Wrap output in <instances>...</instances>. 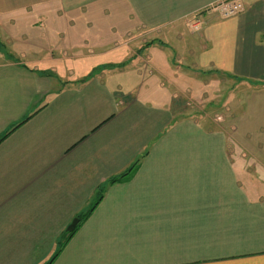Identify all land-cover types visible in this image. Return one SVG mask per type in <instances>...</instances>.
Instances as JSON below:
<instances>
[{
    "label": "crops",
    "instance_id": "crops-1",
    "mask_svg": "<svg viewBox=\"0 0 264 264\" xmlns=\"http://www.w3.org/2000/svg\"><path fill=\"white\" fill-rule=\"evenodd\" d=\"M216 1L105 0L113 23H70L53 48L0 23V264H264V177L233 156L264 170V114L236 128L234 100L215 126L183 103L218 74L264 93V0L227 19L204 12Z\"/></svg>",
    "mask_w": 264,
    "mask_h": 264
},
{
    "label": "rangeland",
    "instance_id": "rangeland-1",
    "mask_svg": "<svg viewBox=\"0 0 264 264\" xmlns=\"http://www.w3.org/2000/svg\"><path fill=\"white\" fill-rule=\"evenodd\" d=\"M72 6L73 8H71ZM111 15L112 12L110 13V16ZM108 18L109 13L106 11L105 0H98L95 2L87 0V3L84 4L81 0H47L33 5L30 8H18L8 13H0V23H19V25H15L18 33L12 31L13 35L20 38L24 35L29 36L32 33H40L45 35L43 43L44 47L47 48H53L56 45L61 44L62 36L67 32L71 33L73 29L70 26V23H113L108 22ZM193 21L194 19L187 21L190 28L194 24L192 23ZM7 24H5L6 32L3 31V29H0V33L3 35L2 38H7L6 35L9 31V25ZM87 30V27L82 30L85 33L82 38L83 41L88 39L89 34L91 33ZM41 38L42 36L39 35L38 39ZM3 42L5 41L3 40ZM52 52L54 51H51V53ZM51 53H48V56L50 55L51 57ZM95 59L96 58L93 57L91 58L93 62H95ZM80 63L81 61H74L72 59H66L64 62H61L62 66L65 68L64 71H68ZM56 65H58V63ZM86 74H88V72ZM211 78L213 79V82L206 87L209 96L206 99H203V103H200V100H198L200 98H197L203 94L199 93L197 94V97L194 96L185 99L183 101L185 106L199 109L202 111L203 116L208 115L210 117V121L215 123V126H219L222 123L225 126H229L227 122L231 121L233 117V112L229 108L231 103L236 100L238 101L236 112L238 118H235L237 121L234 119L236 128L249 129L253 127L251 122L255 118L263 120L260 114H264V103L261 102V99L264 100V93L255 98V94L252 92V89L256 87L254 83L251 84L252 86L249 84L241 85V91L238 93L235 88L237 81H235L234 78L232 79L227 75L221 74L211 75ZM234 97H236V99H234ZM181 100L182 99H179V106L181 105ZM256 100L259 101L257 105L254 103ZM234 152L235 154L233 156L235 161L240 162L243 167H251L249 174L247 171L243 172L244 169L241 170L242 172L239 175L240 179H255V177L261 179L264 177V170H262L258 162L251 158L243 159L242 152L236 145H234ZM67 231L64 236H66ZM53 255L54 251L48 260L52 259Z\"/></svg>",
    "mask_w": 264,
    "mask_h": 264
},
{
    "label": "built area",
    "instance_id": "built-area-1",
    "mask_svg": "<svg viewBox=\"0 0 264 264\" xmlns=\"http://www.w3.org/2000/svg\"><path fill=\"white\" fill-rule=\"evenodd\" d=\"M243 9L244 4L241 0H218L206 7L204 12L211 15H217L222 19H227L236 16L243 11ZM192 23H194L191 27L192 29H200L202 23L199 15Z\"/></svg>",
    "mask_w": 264,
    "mask_h": 264
},
{
    "label": "trees",
    "instance_id": "trees-1",
    "mask_svg": "<svg viewBox=\"0 0 264 264\" xmlns=\"http://www.w3.org/2000/svg\"><path fill=\"white\" fill-rule=\"evenodd\" d=\"M140 160L141 159L139 157L137 159V161H135L126 171H124L123 173H121L118 176L110 178L108 183L109 184H114V183H117V182H122V181H126L128 179H131L133 177L134 173L136 172L138 166H139ZM101 199H102V195L98 197L97 202H99ZM94 207H95V204L92 206V208L89 211H87L86 213H84L82 215H79V217L81 219L80 220L81 222H83L84 220H86L90 216V214H91L92 210L94 209ZM75 231H76V228H71L70 230H68L67 233H66L64 242H67L73 236ZM62 247H63V244L60 245V250L62 249ZM60 250H59V252H60ZM59 252L57 253V255L59 254ZM51 263H52V261L49 262L48 264H51Z\"/></svg>",
    "mask_w": 264,
    "mask_h": 264
},
{
    "label": "water",
    "instance_id": "water-1",
    "mask_svg": "<svg viewBox=\"0 0 264 264\" xmlns=\"http://www.w3.org/2000/svg\"><path fill=\"white\" fill-rule=\"evenodd\" d=\"M79 222H80V218H79V217H76V218L72 221V223L70 224V228H75V227L78 225Z\"/></svg>",
    "mask_w": 264,
    "mask_h": 264
}]
</instances>
